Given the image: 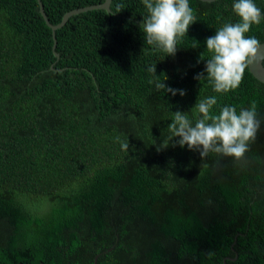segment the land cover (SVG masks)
Segmentation results:
<instances>
[{
  "label": "trees",
  "instance_id": "1",
  "mask_svg": "<svg viewBox=\"0 0 264 264\" xmlns=\"http://www.w3.org/2000/svg\"><path fill=\"white\" fill-rule=\"evenodd\" d=\"M103 1L41 0L52 24ZM234 2L189 0L196 22L165 56L144 43L142 0L71 15L54 49L37 0H0V264H264V83L195 78ZM246 35L263 42L264 20ZM212 96L213 114L256 102L239 161L170 140L173 112L194 126Z\"/></svg>",
  "mask_w": 264,
  "mask_h": 264
},
{
  "label": "clouds",
  "instance_id": "2",
  "mask_svg": "<svg viewBox=\"0 0 264 264\" xmlns=\"http://www.w3.org/2000/svg\"><path fill=\"white\" fill-rule=\"evenodd\" d=\"M142 3L147 10L142 22L144 43L160 50L165 56H174L178 42L186 36L189 26L196 22L189 0H142ZM117 7L119 12L122 6ZM232 11L238 17L237 22L224 23L206 39V49L211 58L206 60L204 72L195 77L207 80L216 93H227L240 85L245 69L261 47L255 36L246 34L253 25H259L264 20V12L254 0H236ZM147 70L156 76L155 65ZM156 88L173 96L177 92L181 96L185 94L183 90L166 87L163 82H156ZM216 103V97L212 96L196 105L199 118L194 126L187 115L181 111L173 112V119L168 125L170 140L179 137L175 141L177 145L181 148L186 145L188 150L198 151L201 158L213 152L239 161L244 158L260 129L256 102L239 112L235 107L224 106L219 114H213L211 109ZM123 147L128 149V143Z\"/></svg>",
  "mask_w": 264,
  "mask_h": 264
},
{
  "label": "water",
  "instance_id": "3",
  "mask_svg": "<svg viewBox=\"0 0 264 264\" xmlns=\"http://www.w3.org/2000/svg\"><path fill=\"white\" fill-rule=\"evenodd\" d=\"M202 1H213V0H202ZM38 4H39V10L42 14V16L44 17L45 22L47 23V25L51 28L52 30V35H53V39H54V44H53V49L55 48V36H54V32L55 29L61 27L62 25H64L66 23V21L68 20V18L78 12L81 11H86L88 9H93V8H103L106 9L107 11L110 10V2L111 0H104L101 3L98 4H91V5H87V6H82V7H78V8H74L71 10H68L67 12H65L60 20V22H58L57 24H52L49 19L46 16V13L44 11V7L43 4L41 2V0H37ZM261 47L258 49L257 54L254 58V60L249 64V71L252 73V75L257 78L258 80H260L261 82L264 83V64H263V60H264V41L260 43ZM55 55H58L57 52L54 51ZM94 264H96V259L94 260Z\"/></svg>",
  "mask_w": 264,
  "mask_h": 264
},
{
  "label": "bare ground",
  "instance_id": "4",
  "mask_svg": "<svg viewBox=\"0 0 264 264\" xmlns=\"http://www.w3.org/2000/svg\"><path fill=\"white\" fill-rule=\"evenodd\" d=\"M98 4V3H97Z\"/></svg>",
  "mask_w": 264,
  "mask_h": 264
}]
</instances>
